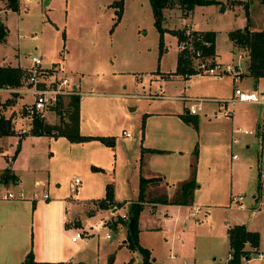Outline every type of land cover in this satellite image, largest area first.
Segmentation results:
<instances>
[{
	"label": "rangeland",
	"instance_id": "1",
	"mask_svg": "<svg viewBox=\"0 0 264 264\" xmlns=\"http://www.w3.org/2000/svg\"><path fill=\"white\" fill-rule=\"evenodd\" d=\"M44 1L17 0L16 12L0 8V21L6 30L4 42H0V65L10 67L18 62L19 65L29 67L30 57L38 56L43 67L58 65L62 69V76L73 78L80 93L78 134L81 136L112 137L117 151L124 152L130 159L145 122V128L158 141H161L158 137H169L167 140L171 142L181 140L185 148L182 154L186 155L189 146L195 143L196 124H191L192 128H189L181 119L186 114L185 109L192 103L185 101L190 98L219 97L220 100H226L232 97L235 85L229 77L216 80L192 76L185 80L174 75L178 47L175 37L168 31L182 29L183 24H188L189 19L186 22L178 19L180 13L178 15L171 12L167 23L162 24L166 31L161 36L163 48L159 53V35L152 26L147 0H125L117 23L115 11L109 7L113 0H50L46 8L43 6ZM206 1L209 2L207 5L194 7L192 24L199 30L214 31L217 59L221 65L246 63V53L243 52L244 57L238 58L241 52L233 47L229 33L242 30L245 26L252 32L262 30L264 0ZM245 76L244 73L243 80L237 82V88L242 92H254L251 78ZM262 83L263 80H260L257 90ZM68 99L61 104L62 117ZM31 101L29 95L16 100L15 94L0 92V115L11 121L14 131L13 137L0 138V169L9 165L13 171H19L17 176L23 189L27 192L34 189L35 198H41L43 193L50 195V189L45 186L32 189L33 180H46L47 172L59 179L67 176L68 180L71 178L73 181L75 178L81 185L85 184L90 178L88 175L95 174L92 169L94 158L88 143L75 144L61 137H52L53 141H50L48 149L45 148L46 138L33 135L23 137L25 134L21 131H26L27 135L30 124L22 115V105ZM257 109H242L235 105L232 109L235 119L233 129L245 130L246 116L255 114L256 125L261 130L264 127V116L258 107ZM203 110L207 113L206 105ZM216 115L219 119H225L219 113ZM44 117L45 124L60 126L55 112H49ZM198 117L202 119L200 113ZM63 120L67 121L66 117ZM209 120L214 123L213 119ZM216 128L218 133L223 130L218 148L209 149L196 145L201 163L200 176L196 181L200 185V191L193 197V203L217 207L209 212L208 219H205L207 214L203 210L191 217L193 212L188 208L168 211L167 217L164 216L162 207L153 216L143 217L140 212L138 220L141 222L139 225L138 221L137 235L139 246L146 248L158 264H227L225 237L219 231L211 230V224L215 221L213 216L221 224H235L242 216L250 214L247 208L252 201L251 196L259 200H253L254 205L264 203V160L253 162L251 168L246 163L247 157L257 150V136L244 137L246 143L250 142L247 144L249 149L243 143L230 146L228 124L222 130ZM122 130L129 133L131 138L122 136ZM67 143L72 145L68 151L65 149ZM158 144L169 146L166 141ZM211 151L213 155L209 156ZM50 152L52 159L43 164V159ZM231 155H236L238 160L231 162ZM31 159H35L34 163H31ZM29 163L33 173H29ZM44 167L46 171L43 170ZM127 169L130 167L126 171L116 169L115 176L109 173L102 178L110 181L109 183H126L123 179L125 176L129 179ZM258 173L262 175V179L259 177L260 190L256 193ZM129 186L122 190L121 198H130L131 190L135 187H132L131 181ZM7 191L14 196V199L7 202L18 199L17 189ZM229 195L242 197L245 211L232 210L225 213L222 209L228 207ZM147 201L150 202L151 199ZM132 202L126 205V210ZM201 218L204 219L202 224L196 220L201 221ZM205 221L210 225L209 231ZM30 235L26 232L17 233L16 237L10 236L4 240L8 246L5 245L3 255L10 263L24 246H29L28 252L31 251ZM70 236L71 234L67 241ZM88 240V247L79 255L75 254L73 262L79 257L95 264L142 263V258L126 247L113 251L106 248L96 253L95 248H92L97 243L96 238L89 237L86 241ZM69 243L76 251L78 243ZM110 256L113 257L112 263L108 262ZM245 264H264V260L258 261L256 256H252Z\"/></svg>",
	"mask_w": 264,
	"mask_h": 264
},
{
	"label": "crops",
	"instance_id": "2",
	"mask_svg": "<svg viewBox=\"0 0 264 264\" xmlns=\"http://www.w3.org/2000/svg\"><path fill=\"white\" fill-rule=\"evenodd\" d=\"M50 0H47V5L49 4ZM114 1V0H113ZM112 1V2H113ZM111 2V3H112ZM126 2L125 0L123 1ZM264 2V1H263ZM44 3V2H43ZM110 3V4H111ZM122 4V5H123ZM3 2L0 1V8H3ZM46 8V7H44ZM122 9V8H121ZM194 11V9H193ZM193 11L186 17H178L180 20L189 19L188 24H183L182 29H191L193 31L197 32H206L211 30H199L196 28L194 24H192L191 15ZM123 12V9H122ZM171 12H176L179 15V10L177 9H171L170 11L164 12V19L163 23H167L169 14ZM122 15V14H121ZM189 17V18H188ZM0 23L3 26V23L0 21ZM4 28V26H3ZM165 29V28H164ZM178 30L181 28H177ZM172 29V30H177ZM5 30V28H4ZM166 30V29H165ZM264 31V28L262 29ZM6 32V30H5ZM214 32V31H211ZM216 36V35H215ZM4 42V41H3ZM214 53H215V61L220 64V62L217 59V52H216V41H214ZM36 50V49H34ZM244 57V53L241 52V54ZM246 59V58H245ZM240 64V63H239ZM242 68V77L240 79L243 80V74H246V63L243 62V64H240ZM3 66V65H0ZM10 67H18V68H25L22 65H19L18 62L16 65H11ZM244 71V72H243ZM192 77V76H191ZM246 77V76H245ZM248 77V76H247ZM212 78V77H211ZM77 88V91L79 92V86L77 85L76 81L73 78H70ZM77 81L79 82L78 78ZM215 79V78H214ZM218 80V79H216ZM263 80V83L261 84V88L257 90V85H259L260 80L258 81V84L253 88V91L255 94L258 95V97L262 98L263 103L262 104H235L238 105L242 109L244 107H247L249 109L254 108L259 110L262 113V116H264V78H261ZM233 85L234 84L232 82ZM18 98L16 97V100ZM194 99V98H190ZM204 100H207L202 104L201 111L198 112L202 115V119L198 117V114L195 116H191L190 118H193L195 120L196 124V130L195 133V143L191 144L189 146V149L186 151V155H183L184 147L181 140H174V141H168L167 139L169 137L162 138L158 137V139H161V141L157 140L155 138V135H151L147 128H145V122L143 124V128L139 131L140 136L138 138V141L134 147L133 154L131 158H127L126 154L124 152L119 153L117 151L116 143L114 142L113 147H104L101 146L99 142L97 141H88L85 143H88L89 149L92 150L91 154L94 158V166L92 168L97 169L95 170V174L91 175V173L88 175L90 178L87 180L85 184H82L77 181V179L63 178L59 179L54 174H50L47 172V178L46 180L40 181L37 179L33 180L32 183V189L36 187H47V189H50V195L43 193V195L47 196V199L42 200L40 197L35 198V195L33 194L34 189L31 191H25L23 189L22 182L18 178L17 174L19 171L12 170V173L14 176H16L17 181L15 185H9L8 187H5L6 189H13L18 190V193L21 192L23 195V199L20 200L18 198L16 201H4L0 202V264H22L24 256L28 253L29 246H24L19 254L15 257L14 261L10 263V260H7L3 253H5V245L8 246L6 243H4V240L10 236H15L17 233H25L30 235L31 239V255L34 262L40 263V264H95L91 261H85L81 258H77L72 261V257L75 256V254L79 255L82 250L88 247L90 241L87 242H77L78 248H76V251L73 250V247L70 244V241H67V237L69 234H72L75 230H82V231H89V233H93L95 230H97V226L101 223L106 224L103 231L107 232L109 234L108 240H103L102 236L104 232L102 231L100 233V238L97 239V243L92 247L95 248L96 253H99L100 250H104L106 248H109V250L113 251V249H120L125 247V227L122 226L119 222L118 215L123 214V212L126 211V205L128 203L135 201L138 196V181L139 178L143 179H159L157 183H149L146 184L144 188V202H143V208L141 210L143 217L153 216L158 213V209L162 207V210L164 211V216L167 217L168 211L181 209V208H188L193 212L191 217L195 216L196 213L194 210L196 208L199 209V211L203 210L205 214H207V218L205 216V219H208L209 212L216 209L217 207L214 206H204L203 204L201 206H198V204L192 203L191 206H171V205H163V204H152L147 203V199H158V197L165 196L167 199H171L173 194L175 193V190L178 188V186L187 181L190 178L191 174V166L192 162L194 160L193 152L196 149V145L202 146L204 148L209 149H216L220 145V137L222 135V129L227 127L228 124V132L230 135V146L238 143V144H244V147L246 149H249L248 143H246V140H244L245 136H257L256 147L257 150L254 151L253 155H250L247 157V165L249 168L253 166V162H258V160H264V127H261V130H259V126L256 125V118L255 114L253 115H247L246 119L244 121V128L246 131H251V135H241L236 134V129H233L234 124V112L231 110L232 114L230 117H227L226 119H215L214 116L219 113V109L217 108L216 101L220 100L219 97H208V98H201ZM228 99V98H227ZM185 101V102H189ZM80 103V100H79ZM207 106V113L203 110V106ZM232 109L234 108V106ZM185 109V108H184ZM186 110V109H185ZM258 110V109H257ZM131 111V110H130ZM256 111V110H255ZM186 113V112H185ZM256 113V112H255ZM187 115V113H186ZM79 116V114H78ZM180 116V115H179ZM188 116V115H187ZM209 119H213L214 123H211ZM206 120V121H205ZM221 120L223 122H221ZM180 121V120H179ZM264 121V118H263ZM218 122V123H216ZM79 123H80V116H79ZM191 124H187V127L192 128L190 126ZM218 129L222 130L220 133H218ZM216 128V129H215ZM255 129V132L253 131ZM242 130V131H245ZM123 131V130H122ZM125 132V131H124ZM21 133L25 134L23 137H26V131H21ZM121 133V132H120ZM127 133V132H126ZM129 134V133H128ZM122 135V133H121ZM85 136H91V137H102V136H92V135H85ZM84 136V137H85ZM123 136V135H122ZM106 137V136H104ZM125 137V136H124ZM2 138V137H0ZM18 138V137H17ZM20 138V137H19ZM38 138V137H36ZM39 138H46L47 141H45V148L50 147V141L53 139L52 137H39ZM126 138V137H125ZM131 138V135H130ZM126 138V139H130ZM156 139V140H155ZM165 139V140H163ZM53 141V140H52ZM168 142L169 146H160L158 143L162 142ZM56 142V141H55ZM245 142V143H244ZM84 143V144H85ZM217 145V146H216ZM65 149L67 151L71 149V144L67 145L65 144ZM229 146V148H230ZM190 147L192 151H190ZM231 150V148H230ZM192 152V154H191ZM51 152L49 153V156L47 155V158L43 159V164H47V162L50 161ZM217 154V153H216ZM60 155V154H58ZM213 155V152L211 151L209 156ZM97 156H100L98 158ZM232 156H235L234 159H232ZM198 157V161H197ZM102 158V159H101ZM231 162H235L238 160L236 155H231L230 158ZM35 159H31V163H34ZM198 162V166H197ZM29 163L28 170L29 173H33L32 165ZM200 154L199 156H196L195 161V182H198L199 176H200ZM231 166V165H230ZM127 167H130V169H127L128 171V178L131 179L127 180V176L124 177V181L126 183H118V182H111L106 181L102 177L106 176V174H113L115 176L116 169H126ZM10 168V166H9ZM46 168L44 167L43 170ZM3 169H0V171ZM27 170V171H28ZM46 171V170H45ZM126 171V170H125ZM124 171V172H125ZM232 172V170H231ZM126 175V174H125ZM257 187H256V193L258 190H260V182L259 177L262 179V175L260 173L257 174ZM94 176V177H92ZM95 178V179H94ZM77 181V183H75ZM131 181L132 187H135L131 190L130 198H121V192L122 190H125L126 187L129 186V182ZM105 185H109L112 187V198H113V204L109 206L108 209L100 210L97 207V202L101 201L104 197L105 192ZM200 191V185L198 184V188L194 190L193 197L196 196V194ZM124 197L126 195L124 194ZM231 197H236L233 195H229L228 201L231 199ZM251 203L249 208L247 210H250L249 215H244L235 222V224L228 225L227 223L223 222L222 224L220 222H217V219L215 216L213 218L215 221L211 224V230L213 229L214 232L219 231L223 237H225V244L227 247L228 252V241L226 236V231L234 225H242L244 226L245 230L248 232H254L259 236V243L257 249L253 250L249 247H245V251L248 252V257H246L242 264L247 263L249 260H251L252 256H256L258 258V261L264 260V203L260 202L254 205V202L259 201L255 196H251ZM193 202V199H192ZM230 205V203H229ZM226 208H223L222 210L225 213H229V211L236 210L239 212L245 211V208L242 210L237 209L235 206H229ZM118 207V209H117ZM115 208V209H114ZM115 210V211H114ZM246 210V211H247ZM198 223L202 224L204 219L201 218V221L199 219H196ZM139 225H140V219ZM165 221V220H164ZM109 222V223H108ZM205 224L208 227V231L210 230V225H208V222L205 221ZM139 227V226H138ZM3 235H6V237L3 238ZM138 237V236H137ZM70 239V237H69ZM146 249V248H145ZM108 250V251H109ZM149 252V251H148ZM226 252V253H227ZM132 253V252H131ZM150 256V252H149ZM84 258V257H83ZM86 259V258H84ZM155 264H158L155 259L151 258ZM113 257L110 256L108 258V262L112 263ZM132 262V259H130V262ZM193 264V263H192Z\"/></svg>",
	"mask_w": 264,
	"mask_h": 264
},
{
	"label": "trees",
	"instance_id": "3",
	"mask_svg": "<svg viewBox=\"0 0 264 264\" xmlns=\"http://www.w3.org/2000/svg\"><path fill=\"white\" fill-rule=\"evenodd\" d=\"M4 3V8L7 11L16 12L18 8L17 0H0ZM148 6L151 11L152 26H154L156 32L159 35L158 49L159 53L162 51L163 43H161V36L166 31L163 28L164 12L171 9H177L180 12V17L186 18L194 9L195 6H205L209 2L203 0H147ZM123 0H114L109 7L115 11V23H117L122 14ZM176 7V8H175ZM186 29H177L168 31L177 43L178 51L176 55V66L174 75H177L185 80L188 77L194 75L192 69V63L190 60V49L199 50L202 58L210 57L214 60V37L215 33L211 31L198 32V38H195V34H191L188 43L190 42L191 48H180L182 43H186L187 39L184 36ZM6 33L0 23V42L3 41ZM230 41L234 48L240 52L246 53V76L251 78L252 86L258 84L261 78H264V31L252 32L248 27L242 28V30H236L229 33ZM209 42L210 45L205 46L204 43ZM21 75V69L18 67L0 66V88H11L19 86V78ZM6 105H4L5 107ZM55 114L59 117L60 126L47 125L39 118L34 117L30 129L28 130V136L39 137H61L70 143H85L88 141H97L101 145L106 147H113L114 140L112 137H91L81 136L78 134L79 126V99L77 97H69L66 103V109L64 116L62 117L61 105L55 107ZM66 117L67 121L63 119ZM181 119L187 124H195V120L187 116L186 114L181 116ZM14 131L9 119L3 118L0 115V137H13ZM194 160L191 166L190 178L181 183L175 190L171 199H167L165 196L158 197V199L151 200L149 203L158 205H171V206H191L193 199V192L198 188V184L195 182V161L196 150L193 152ZM93 170H97L92 168ZM159 179H143L139 178L138 181V196L137 199L130 204L125 213V219L119 222L125 227V247L128 251L138 254L142 258L141 264H155L149 256L147 249L140 247L137 239L138 235V217L143 208L144 202V188L146 184L157 183ZM17 181L16 176L10 171L9 165L0 171V185L9 186L15 185ZM97 207L100 210L108 209L109 206H113L112 187L105 185L104 197L101 201L97 202ZM118 209V207H117ZM228 241V254L231 255V259L227 264H241L242 261L248 257V252L245 251V247L250 249H257L259 243V236L254 232H247L242 225L231 226L226 231ZM22 264H40L34 262L31 252H28L24 258Z\"/></svg>",
	"mask_w": 264,
	"mask_h": 264
},
{
	"label": "built area",
	"instance_id": "4",
	"mask_svg": "<svg viewBox=\"0 0 264 264\" xmlns=\"http://www.w3.org/2000/svg\"><path fill=\"white\" fill-rule=\"evenodd\" d=\"M23 9H26V6H23ZM192 33L195 34V38H198L199 34L197 31H193L189 28L186 29L184 36L186 37L187 42L182 43L180 48H191L188 40L191 38ZM204 45L208 46L210 43L207 42L204 43ZM238 58H242V55H239ZM190 60L194 71V75L191 76L212 77L215 79L225 78L226 76L229 77L234 84H237L242 77V68L239 63L223 66L210 57L202 58L199 50H194L193 48L190 49ZM29 64V67L20 68L21 75L19 78V86L13 87V89L0 88V92L15 94L18 99L23 95H29L32 101L29 104L22 105V115L27 118L28 123L31 125L34 117L43 120L45 118L44 115L49 114V112H54L55 107L61 105L66 98L77 97L79 99L78 96H80V93L77 91L74 82L69 77L62 76V69L58 65L43 67L38 56H31ZM190 77H188V79H190ZM190 102L192 103L186 109V113L191 117L197 115L198 112L201 111L202 104L206 102V100L194 98L191 99ZM215 103L219 109V114L222 118L226 119L231 116L233 105L244 103L262 104L263 100L252 91L242 92L237 86H234L232 97L226 100H218ZM214 118L219 119L217 115H215ZM121 133L126 138H130V134L124 131H121ZM235 133L244 136L252 134L251 131H241L238 129H236ZM234 158L235 156H232V159ZM75 183H77V181H75ZM16 198H23V194L21 192L17 193ZM12 199H14L13 194L8 192L4 186L0 185V201H8ZM45 199H47V196L43 195L42 200ZM229 201V206L233 205L239 210L243 209L242 197H231ZM194 212L198 213L199 209L196 208ZM118 218L123 221L125 219V214L118 215ZM105 226L106 224L104 223L99 224L97 230L93 233H89V231L75 230L71 234L69 241L72 243L87 242L86 239L89 237H95L97 240L100 238V233L106 229ZM102 239L105 241L108 240L109 234L104 232ZM226 254V261L228 263L231 259V255L228 253Z\"/></svg>",
	"mask_w": 264,
	"mask_h": 264
},
{
	"label": "water",
	"instance_id": "5",
	"mask_svg": "<svg viewBox=\"0 0 264 264\" xmlns=\"http://www.w3.org/2000/svg\"><path fill=\"white\" fill-rule=\"evenodd\" d=\"M46 5H47V0H45L44 3H43L44 7H46ZM130 110H132V109H130ZM263 158H264V155H263Z\"/></svg>",
	"mask_w": 264,
	"mask_h": 264
}]
</instances>
